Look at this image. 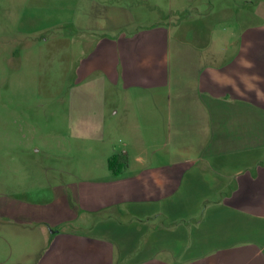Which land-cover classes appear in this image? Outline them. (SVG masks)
I'll return each instance as SVG.
<instances>
[{"label": "crops", "instance_id": "crops-1", "mask_svg": "<svg viewBox=\"0 0 264 264\" xmlns=\"http://www.w3.org/2000/svg\"><path fill=\"white\" fill-rule=\"evenodd\" d=\"M30 3L23 29L45 14L55 37L84 34L69 127L96 145L38 264H264V7L137 25L119 0ZM231 18L237 39L214 36Z\"/></svg>", "mask_w": 264, "mask_h": 264}, {"label": "rangeland", "instance_id": "rangeland-1", "mask_svg": "<svg viewBox=\"0 0 264 264\" xmlns=\"http://www.w3.org/2000/svg\"><path fill=\"white\" fill-rule=\"evenodd\" d=\"M31 1L0 0V264H38L52 239L42 220L63 183L85 177L90 158V142L73 138L69 127L78 60L88 50L84 34L72 28L71 37H55L45 14L37 28L23 29L24 18L37 16ZM119 2L130 6L137 25L194 19L198 11L218 16L223 7L244 17L264 7V0ZM212 26L214 36L230 41L240 30L235 18Z\"/></svg>", "mask_w": 264, "mask_h": 264}, {"label": "trees", "instance_id": "trees-1", "mask_svg": "<svg viewBox=\"0 0 264 264\" xmlns=\"http://www.w3.org/2000/svg\"><path fill=\"white\" fill-rule=\"evenodd\" d=\"M129 155L126 152L114 153L108 160V166L113 173H120L128 166Z\"/></svg>", "mask_w": 264, "mask_h": 264}]
</instances>
